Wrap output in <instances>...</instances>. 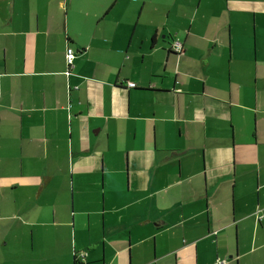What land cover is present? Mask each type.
Instances as JSON below:
<instances>
[{"label": "crops", "instance_id": "0c3cea01", "mask_svg": "<svg viewBox=\"0 0 264 264\" xmlns=\"http://www.w3.org/2000/svg\"><path fill=\"white\" fill-rule=\"evenodd\" d=\"M75 254L264 264V0H0V264Z\"/></svg>", "mask_w": 264, "mask_h": 264}, {"label": "built area", "instance_id": "2783aa9c", "mask_svg": "<svg viewBox=\"0 0 264 264\" xmlns=\"http://www.w3.org/2000/svg\"><path fill=\"white\" fill-rule=\"evenodd\" d=\"M173 48H174L175 52L180 53L183 50V45L181 42L175 41L173 43ZM74 58H75V54H74L73 50L68 49V51H67V63H68L69 69H71V70L74 68V64H73ZM128 86L129 87H135V84L129 83Z\"/></svg>", "mask_w": 264, "mask_h": 264}, {"label": "rangeland", "instance_id": "374dc122", "mask_svg": "<svg viewBox=\"0 0 264 264\" xmlns=\"http://www.w3.org/2000/svg\"><path fill=\"white\" fill-rule=\"evenodd\" d=\"M87 205H91V204H87ZM100 216L102 218V213H101ZM88 219L89 218H88L87 214L85 216L82 215V218L80 220L77 218V220H76V230L79 231V229H81L82 232H88V228H89ZM96 221H97V215L94 213V214L91 215V222L93 223L94 227L96 226L95 225ZM92 233H94V232H92Z\"/></svg>", "mask_w": 264, "mask_h": 264}, {"label": "trees", "instance_id": "16d2710c", "mask_svg": "<svg viewBox=\"0 0 264 264\" xmlns=\"http://www.w3.org/2000/svg\"><path fill=\"white\" fill-rule=\"evenodd\" d=\"M136 86V85H135ZM75 262L77 264H85V262H82L80 259H77V254H75Z\"/></svg>", "mask_w": 264, "mask_h": 264}, {"label": "bare ground", "instance_id": "6f19581e", "mask_svg": "<svg viewBox=\"0 0 264 264\" xmlns=\"http://www.w3.org/2000/svg\"><path fill=\"white\" fill-rule=\"evenodd\" d=\"M174 49V48H173ZM175 51V50H174ZM74 52V51H73ZM176 53H178V52H176ZM75 54V53H74ZM130 88H134V87H130Z\"/></svg>", "mask_w": 264, "mask_h": 264}]
</instances>
